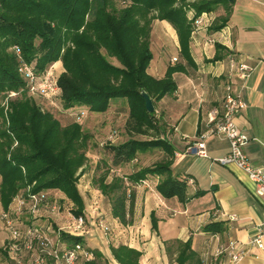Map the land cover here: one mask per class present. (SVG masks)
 Wrapping results in <instances>:
<instances>
[{
  "label": "trees",
  "instance_id": "1",
  "mask_svg": "<svg viewBox=\"0 0 264 264\" xmlns=\"http://www.w3.org/2000/svg\"><path fill=\"white\" fill-rule=\"evenodd\" d=\"M232 2L227 0H0V207L6 210L19 193L57 191L75 208L85 207L77 181L86 165L89 134L75 119L65 125L52 109L45 108L29 92L26 79L18 72L29 65L41 75L56 61L63 71L57 76L54 95L60 112L72 115L77 106L90 112H105L112 101H124L127 111L124 129L128 138L110 144L112 160L108 170L94 179L110 203V213L122 224L132 221L134 196L131 185L157 175V192L185 203L186 179L173 176L174 150L164 138L154 136L166 125L156 110L147 112L140 91L155 103L176 89L173 73L185 71L191 63L189 42L194 20L201 13L213 15L209 31L222 29L228 21ZM154 20L167 21L176 31L183 60L169 66L156 78L147 69L153 57L150 33ZM184 61V63H183ZM14 93V95H10ZM123 106L120 107L121 110ZM84 113V112H81ZM72 115V117H73ZM135 135L150 136L143 140ZM158 147L165 156L127 175H113L140 152ZM152 228L156 218L151 214ZM216 224H208L212 230ZM57 228L56 226H54ZM61 240L84 243L82 236L60 231ZM177 264H200L191 242L176 241ZM120 264H138L140 252L125 245L111 246ZM80 259L81 264H103L101 255ZM78 262V263H79Z\"/></svg>",
  "mask_w": 264,
  "mask_h": 264
},
{
  "label": "crops",
  "instance_id": "2",
  "mask_svg": "<svg viewBox=\"0 0 264 264\" xmlns=\"http://www.w3.org/2000/svg\"><path fill=\"white\" fill-rule=\"evenodd\" d=\"M221 12L219 7L212 16ZM160 21L161 46L171 47L173 51L157 65L151 67L150 61L147 71L156 78L162 77L169 66L183 60L175 29L167 21ZM223 28L224 41L207 45L206 38L219 35L217 31L192 29L188 50L191 63L183 61L186 70L173 73L176 89L155 103L174 150L172 174L187 180L188 200L182 203L176 197H162L156 190L159 177L149 175L144 182L131 185L133 217L130 223L122 224L111 215L110 203L104 197L108 215L94 220L88 218V232L82 236L85 247L99 252L103 264H120L110 250L111 246L119 245L137 249L140 252L138 264H177L173 244L187 240L200 264H264V200L256 196L255 185L246 172L235 164L223 165L217 161L228 153V140L211 134L204 138L206 156L186 151L208 130L207 113L221 106L228 78L227 56L234 54L250 67L246 79H233L234 91L244 102L234 116V123L248 138L243 147L247 158L264 168V0H233ZM173 58L176 61L173 62ZM56 65L63 71L60 61ZM151 68L155 74L150 72ZM124 167L112 168L106 180L113 175H123ZM100 195L103 196L101 192ZM151 214L156 218L155 229ZM99 217L104 218L106 233L96 223ZM208 224L216 225L206 230ZM258 234L262 247L252 243ZM4 237L0 231V245ZM229 240L236 241L245 250L244 256L235 263L229 261L226 252L217 254L218 248ZM7 261L8 255L0 246V264Z\"/></svg>",
  "mask_w": 264,
  "mask_h": 264
},
{
  "label": "built area",
  "instance_id": "3",
  "mask_svg": "<svg viewBox=\"0 0 264 264\" xmlns=\"http://www.w3.org/2000/svg\"><path fill=\"white\" fill-rule=\"evenodd\" d=\"M212 15L201 13L194 20L193 30L207 29ZM219 35H209L205 44H216L224 41V28L217 31ZM227 81L224 85V95L220 107H214L207 113L208 130L200 134L199 140L186 148V151L199 156H206L204 138L214 134L225 137L229 142V151L217 159L220 164H235L246 172L255 185V194L264 200V168L252 164L244 152L247 136L234 123L235 114L244 106V102L234 91L233 79H246L250 67L236 59L234 54H228ZM176 61V58H173ZM26 79L29 92L36 96H46L58 93L57 77H51L49 72L37 75L27 64H21L19 71ZM10 95H14L11 93ZM84 113L77 116L79 121ZM111 134L109 137L111 138ZM141 182H144L142 180ZM264 202V201H262ZM65 195L49 192H30L17 194L6 210L0 211V231L5 235L1 247L8 255L6 264H78L80 259L92 258L84 243L69 244L60 237V231L73 236H84L88 232L86 214L75 215ZM65 222L54 229L53 222ZM97 225L106 233L105 221L101 218ZM260 234L253 238L252 243L262 247ZM226 252L229 261L235 263L245 254V250L236 241L229 240L226 245L218 248L217 254Z\"/></svg>",
  "mask_w": 264,
  "mask_h": 264
},
{
  "label": "rangeland",
  "instance_id": "4",
  "mask_svg": "<svg viewBox=\"0 0 264 264\" xmlns=\"http://www.w3.org/2000/svg\"><path fill=\"white\" fill-rule=\"evenodd\" d=\"M161 21L155 20L152 29V42H150V49L152 51L153 57L151 59V67L158 62L163 60V57H169L172 53V48L168 46H161L159 40V28L161 27ZM164 44V43H163ZM164 48V49H163ZM57 62V61H56ZM56 62L51 64L46 73L49 72L50 78L57 77L60 72V65H56ZM174 62V61H173ZM177 63V62H176ZM152 74H155L153 68L150 69ZM37 102L41 103L43 107L52 109L56 114V117L59 118L62 125H65L75 119L74 113L80 114L84 112V117L79 120L81 127L84 132L89 134L88 146H87V161L86 165L83 168L82 172L79 175L77 186L80 192V195L83 197L85 202L84 213L86 214V226L89 227V220H94L98 216L108 215V210L105 206V198L100 195L99 189L94 183V179L103 175L105 171L110 167L112 160V152L109 149L110 144H118L128 138V135L125 132L124 125L126 121L127 111L124 107L126 106L124 101H112L109 105V108L102 113H91L84 106H77L72 109V115H67L63 112H60V106L57 98L53 94H48L43 97L34 98ZM122 107L123 110L120 109ZM117 109V110H116ZM119 109V111H118ZM96 113V114H95ZM156 118L160 117L159 111H156ZM163 130V128H162ZM161 129L154 133V136L164 138L167 140V128L162 131ZM113 135L111 138L110 135ZM136 139H145L150 138V136L145 135H135L133 136ZM168 141V140H167ZM165 156L164 151L158 147L146 150L145 152H140L137 154V157L132 161L124 165L122 170L123 175L130 174L138 168L149 166L154 162L161 160ZM53 194L57 195V191H52ZM70 207L75 208L74 204L71 203ZM97 207V208H96ZM97 209V212L94 211ZM0 207V211H1ZM101 217V218H102ZM99 217V219H101ZM104 220V218H102ZM54 226H61L65 224L60 220L53 223ZM55 229V227H54Z\"/></svg>",
  "mask_w": 264,
  "mask_h": 264
},
{
  "label": "water",
  "instance_id": "5",
  "mask_svg": "<svg viewBox=\"0 0 264 264\" xmlns=\"http://www.w3.org/2000/svg\"><path fill=\"white\" fill-rule=\"evenodd\" d=\"M227 1L232 2L233 0H227ZM140 95L144 99V106H145L147 112H149V113L153 112L155 110V106H154L152 98L144 90L140 91Z\"/></svg>",
  "mask_w": 264,
  "mask_h": 264
}]
</instances>
